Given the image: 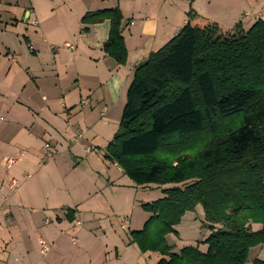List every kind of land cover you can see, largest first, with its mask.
Wrapping results in <instances>:
<instances>
[{"label":"trees","instance_id":"16d2710c","mask_svg":"<svg viewBox=\"0 0 264 264\" xmlns=\"http://www.w3.org/2000/svg\"><path fill=\"white\" fill-rule=\"evenodd\" d=\"M107 20L104 50L124 64L121 9L82 18L85 25ZM106 149L137 185L173 184L143 204L150 218L131 233L142 252L162 254L157 264H247L264 244V20L227 30L196 23L189 11L179 32L135 68ZM198 205L211 230L207 251H173L166 236Z\"/></svg>","mask_w":264,"mask_h":264},{"label":"crops","instance_id":"0c3cea01","mask_svg":"<svg viewBox=\"0 0 264 264\" xmlns=\"http://www.w3.org/2000/svg\"><path fill=\"white\" fill-rule=\"evenodd\" d=\"M115 7L123 14L124 64L104 50L110 21L82 22L88 12ZM191 10L196 13V23L213 22L227 30L237 23L248 30L264 20V0H0V264H23L19 255L28 257L40 239L49 246L45 264H118V259H125L126 253L119 254L117 247L112 259L110 243L95 249L91 239L82 241L75 235L81 232L78 227L86 212L76 213L66 202L53 207L50 194L42 201L40 179L23 180L21 167H41L46 142L62 150L59 156L63 159L70 147L72 156L83 150L91 152L90 144L109 128L113 129L108 133L111 141L119 128L135 68L179 32ZM66 43L74 50L56 49ZM66 59L74 66L70 77L76 81L68 91L63 85L68 76L62 68ZM9 157L18 163L7 170ZM61 159H55L51 167ZM13 177L22 180L14 192L8 186ZM110 186L115 189L116 184ZM33 205L44 210L45 216L47 212L58 214L55 224L37 228L38 218L34 223L30 216L24 218L23 211ZM93 215L86 221L91 222ZM72 234L77 236L74 242ZM125 247L129 251L127 244ZM263 247H254L258 251L255 259L264 260ZM146 257L157 264L164 256L147 253L138 262Z\"/></svg>","mask_w":264,"mask_h":264},{"label":"rangeland","instance_id":"374dc122","mask_svg":"<svg viewBox=\"0 0 264 264\" xmlns=\"http://www.w3.org/2000/svg\"><path fill=\"white\" fill-rule=\"evenodd\" d=\"M69 44L72 45L71 43ZM58 47L56 49H64V47L70 49L65 44ZM70 50H74V46ZM60 54L62 53L60 52ZM67 61V59L64 60L62 66L68 72L65 83L63 82V85L67 89L66 91L70 90L72 84L76 83L70 77L74 66H70ZM120 116L121 112H119L118 117L120 118ZM118 117L116 116V119ZM112 130L111 128L105 130V133L101 135L102 137H98L95 142L90 144L92 147L90 146L89 151L91 152L87 153V151L83 150L79 154H76V156H72L73 150L70 147V149L67 148V151L70 152L63 155V159L59 156L62 150L56 149L51 143L46 142L41 151V165L45 166L40 167L37 164L32 167L22 166V171H25L23 180L32 178L31 181L34 182L35 179L39 178L38 189L41 191L42 201L46 202L47 194H50L52 196L50 205H53V207L66 202L72 206L70 210L76 213H80V210H83L84 213L86 212L85 216L82 215L83 220L80 218L82 222L78 228L81 229V232H79L80 234H75L82 241L91 239L92 243L96 245L95 249H98L97 246L99 244L101 249L106 243L112 244L110 249L112 259H115L116 250L114 248L117 247L119 254L126 253L123 261L117 260L118 264H151L150 259L147 257L140 262L138 260L143 254H155L158 252H142L140 246L133 241L131 233L142 230L146 221L150 218L151 213L144 209L143 204L164 197V188L171 187L173 184L161 185L151 183L137 185L128 175L120 172L114 165V162L108 157L106 149L110 141L107 139L108 137H112L108 133ZM46 144H49L50 148H46ZM48 151L53 152V156L45 160ZM55 159L61 160L56 165L54 164V167H51ZM17 163L18 161L11 167L5 168L10 170ZM49 168L53 169L52 172H49ZM26 174H29L30 178L25 179ZM18 180L20 184L22 180ZM113 182L116 184L115 189L110 186ZM80 201H82L81 205ZM78 205H80V208ZM36 207L33 205L31 207L33 210L27 208L26 212L23 211L22 215L24 218H29L28 216H30L32 223L35 222V218H38L39 221L36 223L37 228H42L43 224L53 226L58 214L47 212L45 216V211ZM90 211L95 213V215H93V220L88 222L86 218L93 214ZM47 217L49 219H46ZM50 218L52 221H50ZM259 225L254 224V229H258ZM37 232H40V230H37ZM210 234L211 230L207 225L204 210L201 205H198L195 210L185 213L181 222L175 226V232L169 233L166 239L173 248L179 249L178 252L186 246H198L201 251L206 252L208 244L205 240ZM75 235L72 234L71 236V241L73 240V242ZM86 235L89 237H86ZM126 244L129 247V251H125ZM72 245L73 248H78L73 243ZM257 253L258 251L253 247L250 251L247 264L253 263ZM25 255H19V258L21 257L19 263L37 264V261H39L40 263L38 264H45L46 262V257L41 251L40 244L37 245L33 252L30 251L28 257ZM261 255H264V247Z\"/></svg>","mask_w":264,"mask_h":264},{"label":"built area","instance_id":"2783aa9c","mask_svg":"<svg viewBox=\"0 0 264 264\" xmlns=\"http://www.w3.org/2000/svg\"><path fill=\"white\" fill-rule=\"evenodd\" d=\"M33 23H35V22H33ZM65 46L68 47V48H70V49L73 48V46L70 45L69 43H66ZM81 136H82V135H80L79 137H81ZM45 147H46V148H50V145H49V144H46ZM88 150H90V147L88 148ZM52 156H53V152L48 151V153H47V155H46V157H45V160L49 159V158L52 157ZM6 161H7V162H6L5 166H6L7 168H9V167H11L13 164L16 163L17 159H16V158L9 157V158H7ZM24 178H25V179H28V178H30V175H29V174H26ZM8 186H9V188H10L11 191H13V192H14V191H17L18 188H19V180L16 179L15 177L11 178V180H10ZM39 241H40V245H41V251H42V253L46 254V253L48 252V250H49V246H48V244L45 242L44 239H40ZM74 241H76V239H74Z\"/></svg>","mask_w":264,"mask_h":264}]
</instances>
